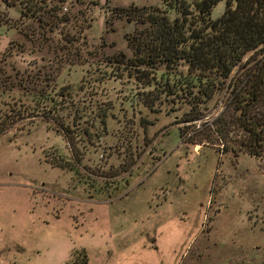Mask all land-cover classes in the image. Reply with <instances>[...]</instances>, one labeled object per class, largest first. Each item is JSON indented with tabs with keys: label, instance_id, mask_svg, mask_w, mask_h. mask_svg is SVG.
<instances>
[{
	"label": "rangeland",
	"instance_id": "374dc122",
	"mask_svg": "<svg viewBox=\"0 0 264 264\" xmlns=\"http://www.w3.org/2000/svg\"><path fill=\"white\" fill-rule=\"evenodd\" d=\"M161 5L0 0V264H264V157L218 133L223 94L126 69L121 10Z\"/></svg>",
	"mask_w": 264,
	"mask_h": 264
},
{
	"label": "trees",
	"instance_id": "16d2710c",
	"mask_svg": "<svg viewBox=\"0 0 264 264\" xmlns=\"http://www.w3.org/2000/svg\"><path fill=\"white\" fill-rule=\"evenodd\" d=\"M221 1L223 11L213 19L212 10ZM161 3L121 10L139 26L125 36L128 74L150 92L185 95L196 104L222 93L218 133L224 136L236 130L238 145L247 155L264 157V0ZM27 92L38 95L31 89ZM18 115L23 118L25 112ZM11 121L0 118V131ZM66 163L59 161L56 166L63 168ZM77 259L78 264L86 262L84 255Z\"/></svg>",
	"mask_w": 264,
	"mask_h": 264
}]
</instances>
